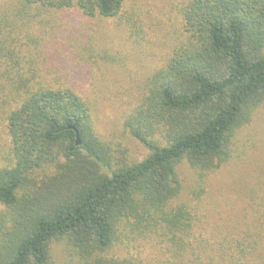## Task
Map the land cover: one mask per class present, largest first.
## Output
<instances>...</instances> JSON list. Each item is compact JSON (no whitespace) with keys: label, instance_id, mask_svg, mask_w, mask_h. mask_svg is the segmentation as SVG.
I'll list each match as a JSON object with an SVG mask.
<instances>
[{"label":"trees","instance_id":"1","mask_svg":"<svg viewBox=\"0 0 264 264\" xmlns=\"http://www.w3.org/2000/svg\"><path fill=\"white\" fill-rule=\"evenodd\" d=\"M127 3L0 0V264H53V244L73 264H264V235L209 224L200 205L264 104V0H168L181 29L123 118L148 151L132 162L58 84L70 74L51 54L66 14L114 19L143 42L151 25Z\"/></svg>","mask_w":264,"mask_h":264},{"label":"rangeland","instance_id":"2","mask_svg":"<svg viewBox=\"0 0 264 264\" xmlns=\"http://www.w3.org/2000/svg\"><path fill=\"white\" fill-rule=\"evenodd\" d=\"M127 4L141 8L144 23L151 25L143 42L136 44L126 32L121 34L114 19H87L79 14L72 19L66 14L64 19L69 21L64 20L58 29L51 54L56 57L54 66L70 74L68 83L58 77V84L73 85L90 102L101 140L113 149L122 148L126 160L132 162L143 159L148 151L124 129L123 118L134 107L146 75L160 65L174 32L181 27L168 0H128ZM178 170L189 188L192 171L185 163ZM206 188L200 204L205 222L264 235V104L235 131L231 158L209 175ZM51 257L53 264H73L60 244L52 245Z\"/></svg>","mask_w":264,"mask_h":264},{"label":"water","instance_id":"3","mask_svg":"<svg viewBox=\"0 0 264 264\" xmlns=\"http://www.w3.org/2000/svg\"><path fill=\"white\" fill-rule=\"evenodd\" d=\"M71 129L74 130V132H75V143L74 144H75V146H79L81 144V141H80L78 132L76 131L74 126H72Z\"/></svg>","mask_w":264,"mask_h":264}]
</instances>
